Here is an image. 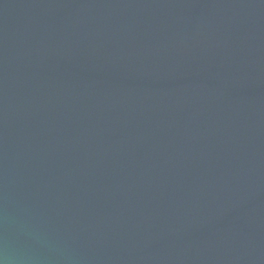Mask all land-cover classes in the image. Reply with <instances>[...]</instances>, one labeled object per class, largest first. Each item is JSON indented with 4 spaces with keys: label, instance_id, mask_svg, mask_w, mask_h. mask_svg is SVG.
Here are the masks:
<instances>
[{
    "label": "water",
    "instance_id": "95a60500",
    "mask_svg": "<svg viewBox=\"0 0 264 264\" xmlns=\"http://www.w3.org/2000/svg\"><path fill=\"white\" fill-rule=\"evenodd\" d=\"M0 264H264V0H0Z\"/></svg>",
    "mask_w": 264,
    "mask_h": 264
}]
</instances>
